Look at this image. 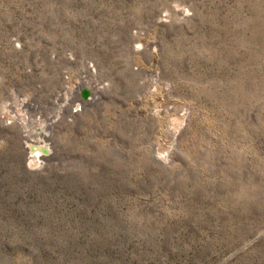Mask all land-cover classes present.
<instances>
[{
  "label": "rangeland",
  "instance_id": "1",
  "mask_svg": "<svg viewBox=\"0 0 264 264\" xmlns=\"http://www.w3.org/2000/svg\"><path fill=\"white\" fill-rule=\"evenodd\" d=\"M0 264H264V0H0Z\"/></svg>",
  "mask_w": 264,
  "mask_h": 264
},
{
  "label": "bare ground",
  "instance_id": "2",
  "mask_svg": "<svg viewBox=\"0 0 264 264\" xmlns=\"http://www.w3.org/2000/svg\"><path fill=\"white\" fill-rule=\"evenodd\" d=\"M88 88H89V90L91 91V89H93V87L91 86V85H89L88 86ZM65 95H63L62 94V97H64L63 98V100L62 101H67L69 98H70V96H71V93L70 92H65L64 93ZM93 94V93H92ZM91 94V97H92V99H94V96ZM58 97H60L59 95H58ZM91 99V98H90ZM58 101H59V99H57ZM56 100V101H57ZM25 102L24 101H19V105H18V109H20V108H22L21 107V105L22 104H24ZM26 104V103H25ZM24 104V105H25ZM17 106V105H16ZM17 108V107H16ZM62 108V107H61ZM18 109H16L17 110V112H15V114L13 115V116H10L9 114H4L5 115V117H7L8 119H15V120H17V122H19L21 125H22V128H23V130L24 131H26V133L27 134H25V136L27 137V139H28V141H30V142H34V143H39L40 141H42V140H40L41 138L38 136V134L37 135H33L34 133H32V131H29V128L26 126V120H25V117L23 116V115H21L20 114V111H18ZM5 112H7V111H5ZM28 122V121H27ZM172 132V131H171ZM174 137V136H173ZM40 140V141H39ZM171 140V139H170ZM39 141V142H38ZM49 147V146H48ZM169 148V147H168ZM167 151V150H166ZM35 153V152H34ZM166 154V153H165ZM32 155V154H31ZM30 155V156H31ZM163 155H164V153H163ZM166 156V155H165ZM33 158H36V157H38V155L37 154H34L33 156H32ZM163 159V158H162ZM35 162V161H34ZM33 162V163H34Z\"/></svg>",
  "mask_w": 264,
  "mask_h": 264
},
{
  "label": "water",
  "instance_id": "3",
  "mask_svg": "<svg viewBox=\"0 0 264 264\" xmlns=\"http://www.w3.org/2000/svg\"><path fill=\"white\" fill-rule=\"evenodd\" d=\"M81 96H82V99H83L84 102L89 101L90 97H91V93H90L89 89L88 88H84L82 90ZM38 136H41L43 140L41 142L38 141L39 143L30 142L27 145L29 154L31 155L34 152H37L40 155L49 156L51 154V150L48 147V145H46L45 142H44V139H45L46 135L38 133ZM30 163H33V162H30Z\"/></svg>",
  "mask_w": 264,
  "mask_h": 264
}]
</instances>
